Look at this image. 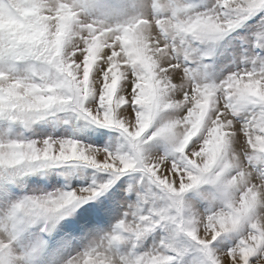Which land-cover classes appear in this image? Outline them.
<instances>
[{"label": "snow or ice", "instance_id": "obj_1", "mask_svg": "<svg viewBox=\"0 0 264 264\" xmlns=\"http://www.w3.org/2000/svg\"><path fill=\"white\" fill-rule=\"evenodd\" d=\"M0 264H264V0H0Z\"/></svg>", "mask_w": 264, "mask_h": 264}, {"label": "rangeland", "instance_id": "obj_2", "mask_svg": "<svg viewBox=\"0 0 264 264\" xmlns=\"http://www.w3.org/2000/svg\"><path fill=\"white\" fill-rule=\"evenodd\" d=\"M189 199H193V200L195 201V198H193V197H191V196L189 197Z\"/></svg>", "mask_w": 264, "mask_h": 264}]
</instances>
